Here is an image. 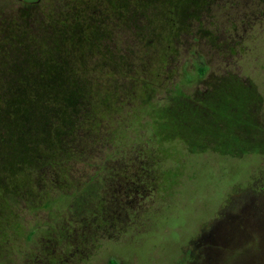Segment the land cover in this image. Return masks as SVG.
<instances>
[{"label": "rangeland", "instance_id": "obj_1", "mask_svg": "<svg viewBox=\"0 0 264 264\" xmlns=\"http://www.w3.org/2000/svg\"><path fill=\"white\" fill-rule=\"evenodd\" d=\"M18 1L36 5L19 24L40 34L27 70L86 76L99 112L51 107L46 130L0 142V264L7 246L21 262L264 264V0H0V16L16 19ZM61 11L100 53L42 35ZM55 40L59 54L38 51ZM135 156L152 170L145 198L117 197Z\"/></svg>", "mask_w": 264, "mask_h": 264}, {"label": "trees", "instance_id": "obj_2", "mask_svg": "<svg viewBox=\"0 0 264 264\" xmlns=\"http://www.w3.org/2000/svg\"><path fill=\"white\" fill-rule=\"evenodd\" d=\"M18 2L21 6L19 10L22 12H20L18 16L16 15V19L7 21L6 15H4V17L0 16V67H2V71H0V124H2V131L5 133L3 135L4 137L0 139L2 144L8 143L7 141L5 142V136L8 138V141L10 137L15 136L12 128L18 132L17 134L20 138H22L21 135L25 133V126L28 124L34 125V123L37 122L39 123V126H37L39 129L41 126H44V130H46L48 122L50 121V115L46 112V109L49 111L51 107H57L63 110L65 115H67L66 109L72 112H77L75 110L82 112L83 105L88 106L91 112H99V105L95 104V111L90 107L89 99H91L90 96L92 93H86L85 91L87 88L85 87L86 81L88 82V80L85 79L86 76L78 74L66 76L60 73L42 74L36 73L38 72L37 70H27L32 66L30 61L34 52L32 45L34 41L39 38L38 36H40V34H35L34 31L29 29V27L27 28L25 24H19V21L22 23L24 22V18H26L27 15L26 10L36 5H27L20 1ZM67 21H69V18L63 11L58 14L52 13L50 16L48 15L47 19L45 18L43 22H39L43 28L42 35L46 36L48 34V27L50 29L52 28L54 31L53 34L57 36L65 32L69 34V36L73 38L67 44L70 51L69 55L78 53L83 47H86L85 45L91 47L92 44L90 42L95 39H93V37L91 38L88 34L87 37L84 36V34H81L82 36L70 34L71 32H69ZM42 23L47 25L46 29L43 27ZM85 32L87 33V29L84 33ZM19 35L24 39L22 40ZM28 36H31L32 39H28ZM93 36H97L96 33L93 34ZM56 41L57 40H55V44L51 42L50 45L42 41L38 51L41 49V53H44L47 49H50L51 54L56 52L59 54L61 52L60 47L63 48V43H56ZM20 50L26 51L27 56L24 60L25 62H20L17 56V52ZM93 50L99 52L96 47H93ZM53 63L54 66L58 68L63 64V66L69 65V60H59L55 58ZM53 89H58L56 90L58 92L54 91L51 93L50 91ZM36 108H41L44 116L41 117V113L37 114ZM103 108L106 111L108 110V107ZM161 114L162 112H160V115ZM77 116L74 122H78L79 115ZM82 117L93 120L85 114L81 115L80 119H82ZM68 122H72V115L69 116ZM11 141L14 142V139L11 138ZM15 141L17 145V137H15ZM108 141H110V138ZM5 145L7 146V144ZM36 156L37 155H33L30 161L23 164L27 167H31L33 159L35 162L37 161L38 156ZM19 171H22L21 168Z\"/></svg>", "mask_w": 264, "mask_h": 264}, {"label": "flooded vegetation", "instance_id": "obj_3", "mask_svg": "<svg viewBox=\"0 0 264 264\" xmlns=\"http://www.w3.org/2000/svg\"><path fill=\"white\" fill-rule=\"evenodd\" d=\"M162 109H166V108H162ZM162 112H163V110H162ZM110 143H111V146H113L112 145L113 144L112 137H111L110 141H107V144L110 145ZM113 155L117 156L116 153H114ZM125 162L127 163L126 167L131 169L130 170L131 172H128L129 170H127L126 173H123V174L122 173H118V174L115 175V176H118L120 174L119 178L122 179L120 181V183H118L117 178L115 179V182H116L115 185H117V186L120 185V188L118 187V190H117L118 191L117 197H118L119 194H122V196L124 197L123 199H127V198H130V197H132L133 200L144 199L145 196H144V194L142 192H143L144 188L147 187L146 186L147 185L146 184L147 177H148L149 172H152V170L150 168L151 166L148 164V162L146 163L145 160L144 161H140L139 157H137V156H135V158H133V159L130 158V160L127 158V160ZM116 170H118V169H116ZM97 172L99 174L102 172L101 164L97 167ZM140 189H142V191H140ZM117 199L118 198H115L116 203H119V205H121L123 199L122 200L121 199L117 200ZM128 203H129V201H126L124 205H127ZM121 214L129 215L127 211L126 212H122ZM14 219H16L18 221L20 220L18 217H15ZM2 224L3 223L1 222V218H0V237L3 238V240L1 242L6 244L7 242H6V239H4V238L7 236V234L11 233V231H10V229H7L5 227L3 228ZM33 235H34V233H33ZM33 235H31V236H33ZM10 244L15 246L13 244V242H10L8 245H10ZM17 249H18L17 246H15V249H13V250H12L11 246L5 247L6 252L9 251V256L6 255V257H5L6 261H4V262L1 261V264H71L70 261L63 260L62 256H59V260L56 262L53 259V258H55L56 254H52V255L51 254H46L45 257H44L45 260H38V256L36 255V256L26 260L25 262H21L20 260H17V256H15L14 259L11 258V254L13 253L15 255V251ZM62 249H63V247H61L60 251H56V253H59V252L63 253Z\"/></svg>", "mask_w": 264, "mask_h": 264}]
</instances>
